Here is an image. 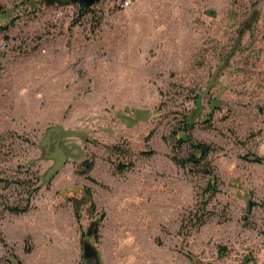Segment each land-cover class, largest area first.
<instances>
[{"label":"rangeland","instance_id":"374dc122","mask_svg":"<svg viewBox=\"0 0 264 264\" xmlns=\"http://www.w3.org/2000/svg\"><path fill=\"white\" fill-rule=\"evenodd\" d=\"M59 2L0 0V264H264V0Z\"/></svg>","mask_w":264,"mask_h":264},{"label":"trees","instance_id":"16d2710c","mask_svg":"<svg viewBox=\"0 0 264 264\" xmlns=\"http://www.w3.org/2000/svg\"><path fill=\"white\" fill-rule=\"evenodd\" d=\"M59 1H60L59 3L61 4H70L67 0H59ZM77 6L81 12H86L90 10V8H84L82 5H79V4H77ZM199 98H200V95L195 96L196 102H198ZM193 127H194V121L193 119L190 118V115L187 114L182 120V122L180 123L179 128L172 131L171 137L174 142L175 150L178 151L183 146H186L188 149V152L184 158H179L177 155H175V156H172L171 159L176 165L180 167H185L187 165L191 167H201V173H204L209 177L207 186L203 191V195H202L203 200L195 215L197 218L200 219L202 216L206 214L205 212L206 204L218 192V189H217L218 178L213 172V170L207 164L208 155L214 151V148L209 144L194 140L191 134ZM149 153L146 152V154H149ZM244 159L250 162H255V163L262 162L261 158L257 156H253V155H248L244 157ZM85 165H86L85 172H89L92 168V165L87 161L85 162ZM131 167H132L131 163L126 164L123 162H118L116 164V170L118 173H123L124 171L129 170ZM85 192L87 193V196L90 195L87 188H85ZM28 208H29L28 204L24 208H20L18 206H7L6 207V209L9 212L15 213L18 215L27 212ZM12 259H15V258L13 257ZM9 264H20V262H10Z\"/></svg>","mask_w":264,"mask_h":264},{"label":"built area","instance_id":"2783aa9c","mask_svg":"<svg viewBox=\"0 0 264 264\" xmlns=\"http://www.w3.org/2000/svg\"><path fill=\"white\" fill-rule=\"evenodd\" d=\"M137 0H121V7L128 8L131 7ZM7 48V43L0 39V52L5 51Z\"/></svg>","mask_w":264,"mask_h":264},{"label":"water","instance_id":"95a60500","mask_svg":"<svg viewBox=\"0 0 264 264\" xmlns=\"http://www.w3.org/2000/svg\"><path fill=\"white\" fill-rule=\"evenodd\" d=\"M70 4H79L82 5L84 8H90L100 0H67Z\"/></svg>","mask_w":264,"mask_h":264}]
</instances>
